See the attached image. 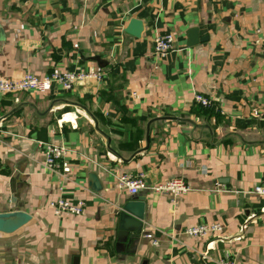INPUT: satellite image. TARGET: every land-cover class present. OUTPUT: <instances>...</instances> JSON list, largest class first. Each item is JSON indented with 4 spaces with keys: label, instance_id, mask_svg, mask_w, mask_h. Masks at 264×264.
<instances>
[{
    "label": "crops",
    "instance_id": "1",
    "mask_svg": "<svg viewBox=\"0 0 264 264\" xmlns=\"http://www.w3.org/2000/svg\"><path fill=\"white\" fill-rule=\"evenodd\" d=\"M130 18L139 37L124 32ZM191 28L205 39L188 46ZM164 32L174 48L159 56ZM96 69L101 80L69 91L0 93V212L31 216L0 232V264H264V196L252 191L264 179V0H0V77ZM43 142L67 148L66 174L46 168ZM136 171L189 190L133 194L144 226L121 240L115 205L132 194L116 179ZM58 198L82 212H53ZM214 222L212 236L184 233Z\"/></svg>",
    "mask_w": 264,
    "mask_h": 264
},
{
    "label": "built area",
    "instance_id": "2",
    "mask_svg": "<svg viewBox=\"0 0 264 264\" xmlns=\"http://www.w3.org/2000/svg\"><path fill=\"white\" fill-rule=\"evenodd\" d=\"M174 48V36L171 32L158 34L153 39L152 52L159 56H165ZM104 72L100 69L88 71H70V70H51L44 75L38 76L31 72H24L17 77H0V93H18V92H36L45 94L52 89H61L69 91L76 84L87 79L101 80ZM194 102L203 107L212 105V101L199 94H194ZM44 152V165L52 171L60 174H66L69 171L67 161V148L59 143L43 142L41 143ZM117 187L125 189L130 194H136L139 190L151 188L154 191L170 193L172 195L184 194L189 188L180 177H175L156 186H148L146 175L142 171L121 172L116 179ZM253 193L264 196V179L253 187ZM84 203L79 201L75 204L68 202L63 198H58L49 202V207L55 213H64L68 215H78L83 210ZM221 225L218 223H204L187 227L185 234L194 237H209L221 231ZM146 237H151L147 234ZM209 247V246H208ZM214 264H231L227 257L218 258Z\"/></svg>",
    "mask_w": 264,
    "mask_h": 264
},
{
    "label": "water",
    "instance_id": "3",
    "mask_svg": "<svg viewBox=\"0 0 264 264\" xmlns=\"http://www.w3.org/2000/svg\"><path fill=\"white\" fill-rule=\"evenodd\" d=\"M142 30V21L136 18H130L124 28L125 33L130 34L134 37H139ZM186 36L188 46L195 45L205 39L203 37L198 36L197 28H191L190 30H188ZM95 60L100 67L106 65V62L99 57H95ZM148 143L149 136L147 130L146 147ZM88 187L95 192L100 190V183L96 175L93 173L88 174ZM115 207L118 239L132 240L139 238L141 236V231L145 222L144 197L132 195L129 199L119 204H116ZM30 219V214L18 208L10 211L0 212V232L11 233L26 224ZM73 264H77L76 258L73 260Z\"/></svg>",
    "mask_w": 264,
    "mask_h": 264
}]
</instances>
